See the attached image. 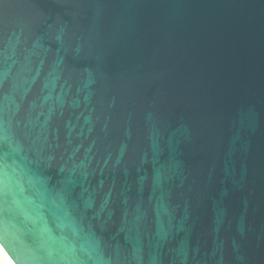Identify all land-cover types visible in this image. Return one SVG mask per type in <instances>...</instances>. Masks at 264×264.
Returning a JSON list of instances; mask_svg holds the SVG:
<instances>
[{"label":"water","instance_id":"obj_1","mask_svg":"<svg viewBox=\"0 0 264 264\" xmlns=\"http://www.w3.org/2000/svg\"><path fill=\"white\" fill-rule=\"evenodd\" d=\"M0 245L264 264V0H0Z\"/></svg>","mask_w":264,"mask_h":264},{"label":"bare ground","instance_id":"obj_2","mask_svg":"<svg viewBox=\"0 0 264 264\" xmlns=\"http://www.w3.org/2000/svg\"><path fill=\"white\" fill-rule=\"evenodd\" d=\"M0 257L6 264H14V262L10 259V257L6 254L2 246L0 245ZM1 264V263H0Z\"/></svg>","mask_w":264,"mask_h":264},{"label":"rangeland","instance_id":"obj_3","mask_svg":"<svg viewBox=\"0 0 264 264\" xmlns=\"http://www.w3.org/2000/svg\"><path fill=\"white\" fill-rule=\"evenodd\" d=\"M0 263H1V264H6V262L3 261V260L1 259V257H0Z\"/></svg>","mask_w":264,"mask_h":264}]
</instances>
